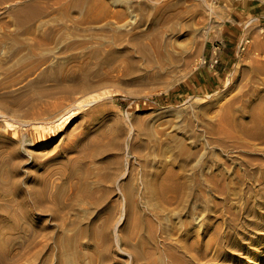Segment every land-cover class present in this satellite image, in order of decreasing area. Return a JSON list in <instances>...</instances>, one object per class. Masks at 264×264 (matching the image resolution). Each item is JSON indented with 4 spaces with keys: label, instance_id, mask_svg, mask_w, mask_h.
Masks as SVG:
<instances>
[{
    "label": "rangeland",
    "instance_id": "1",
    "mask_svg": "<svg viewBox=\"0 0 264 264\" xmlns=\"http://www.w3.org/2000/svg\"><path fill=\"white\" fill-rule=\"evenodd\" d=\"M242 1L0 0V264H264V20Z\"/></svg>",
    "mask_w": 264,
    "mask_h": 264
},
{
    "label": "crops",
    "instance_id": "2",
    "mask_svg": "<svg viewBox=\"0 0 264 264\" xmlns=\"http://www.w3.org/2000/svg\"><path fill=\"white\" fill-rule=\"evenodd\" d=\"M237 6L239 9L235 12L236 14L264 20V0H243ZM235 39V31L227 29L223 36V48L222 46L216 47L217 49L220 48V51L215 49L213 55L206 58L205 62L209 60V62L207 61V68H201L196 72L195 84L206 89V91L214 90L221 84L223 81L221 73L235 65V47L232 46Z\"/></svg>",
    "mask_w": 264,
    "mask_h": 264
},
{
    "label": "bare ground",
    "instance_id": "3",
    "mask_svg": "<svg viewBox=\"0 0 264 264\" xmlns=\"http://www.w3.org/2000/svg\"><path fill=\"white\" fill-rule=\"evenodd\" d=\"M155 22L152 24V26L153 27H155ZM157 30V29H156ZM158 31H159V29H158ZM192 39V38H191ZM99 94V93H98ZM91 96V95H90ZM93 96V95H92ZM103 96V95H102ZM101 96V97H102ZM103 97H105V96H103ZM107 97V96H106ZM97 99V97L96 98H93V97H90V98H88V99H79V98H76V100L78 101V100H80V102L78 103V106L80 107V106H82V105H87V104H89V103H93V102H95V100ZM104 99V98H103ZM262 99H264V92L263 93H259L258 94V101H260V100H262ZM75 101V100H74ZM88 101V102H87ZM100 109V106H96L94 109H91L90 110V113L91 114H93V113H95V112H97L98 110ZM252 120L254 121V123L256 124V125H258L259 126V124H260V116L258 115V114H256L255 112L252 114ZM262 122H264V121H262ZM248 230V229H247ZM220 232V231H219ZM246 238V237H245Z\"/></svg>",
    "mask_w": 264,
    "mask_h": 264
}]
</instances>
